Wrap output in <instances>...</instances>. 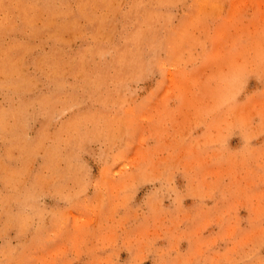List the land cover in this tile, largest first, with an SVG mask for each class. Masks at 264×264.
Segmentation results:
<instances>
[{"label": "rangeland", "instance_id": "obj_1", "mask_svg": "<svg viewBox=\"0 0 264 264\" xmlns=\"http://www.w3.org/2000/svg\"><path fill=\"white\" fill-rule=\"evenodd\" d=\"M0 264H264V0H0Z\"/></svg>", "mask_w": 264, "mask_h": 264}]
</instances>
